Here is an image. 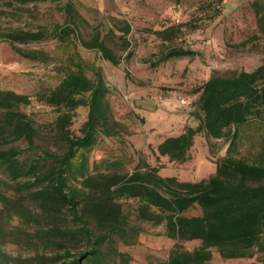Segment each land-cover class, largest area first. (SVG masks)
I'll list each match as a JSON object with an SVG mask.
<instances>
[{"label": "rangeland", "instance_id": "374dc122", "mask_svg": "<svg viewBox=\"0 0 264 264\" xmlns=\"http://www.w3.org/2000/svg\"><path fill=\"white\" fill-rule=\"evenodd\" d=\"M64 1L73 2L80 14L74 20L77 36L67 42L56 35L57 27L64 26L67 18L61 4L0 0V90H12L31 98V105L21 106L20 110L43 130L36 140L40 150L62 154L65 145L49 131L47 126L56 114L39 96L57 87L70 68L77 71L76 62L82 61L89 78L95 79V70L103 74L110 88L108 98L113 116L120 124L118 134L101 137L89 155L91 168L98 166L100 171H113L116 169L112 164L118 160L123 164L119 171L132 173L141 152L151 164L163 165L162 177L200 182L215 175L218 162L226 156L228 144L224 140L208 142L204 135L196 136L191 156L183 164L170 162L166 157L158 160L153 150L166 138L179 136L186 124L196 125L191 113L198 110L197 88L206 80L213 75L252 72L264 64V22L262 28L253 6L256 0ZM124 28H129V32L125 33ZM167 28H172L170 36L159 35ZM42 30L47 38L17 44V47L45 57H24L2 39V34L8 32ZM98 35L121 59L119 66L104 60L96 50L85 48L80 41ZM178 47L192 50L196 55L153 65L164 53ZM182 99H188L191 105H183ZM87 115V107L77 110L70 128L72 134L82 135ZM10 147L24 151L22 161L35 156L25 140L0 147V150ZM236 157L264 164V126L254 122L242 130ZM0 179L4 182L0 189L9 199L21 202L37 219V222L26 223L1 205L0 254L11 260L35 262L36 256L52 258L60 253L29 237L39 228L50 226L30 197L32 189L21 186L25 179L13 182L2 167ZM71 182L80 186L78 180ZM122 204L130 228L129 243L125 244L116 236L115 247L132 257L130 264H165L175 251H193L200 246L199 241L172 240L165 236L164 225L142 220L139 200L123 199ZM200 213L201 209L195 207L186 215ZM64 219L62 226L72 230L78 227L71 215ZM75 245L73 252L83 249V243ZM212 251L214 258L210 264H264V257L258 252L253 258L227 260L216 248ZM108 260L121 264L113 255Z\"/></svg>", "mask_w": 264, "mask_h": 264}, {"label": "trees", "instance_id": "16d2710c", "mask_svg": "<svg viewBox=\"0 0 264 264\" xmlns=\"http://www.w3.org/2000/svg\"><path fill=\"white\" fill-rule=\"evenodd\" d=\"M5 1L61 4L67 18L64 26L57 27L56 35L63 42L77 36L74 20L80 14L73 2ZM253 6L262 26L264 2L256 0ZM172 28L159 35L170 36ZM123 31L128 33L129 28ZM45 38L47 34L43 30L2 34V39L18 54L28 58L45 56L26 53L17 44ZM80 41L85 48L100 53L104 60L115 66L121 64V59L99 35ZM195 55L192 50L171 48L153 65ZM76 63L77 71L70 68L57 87L39 96L56 114L47 127L53 137L65 145L62 154L41 151L37 146L36 140L43 130L20 110L21 106L31 105V98L12 90H0V147L25 140L28 150L35 155L22 161L24 151L14 147L1 149L0 167L13 182L25 179L21 186L32 189L30 197L49 223L50 227L39 228L29 237L45 247L61 251L52 258L36 256L35 262L11 260L0 254V264H114L108 260L111 255L119 258L121 264H130L132 257L118 251L115 244L116 236L125 244L129 243L130 228L122 200L131 198L140 202L139 217L156 226L164 225L166 237L200 242L193 251H175L165 264H210L214 258L213 248L227 260L253 258L257 252L264 257V164L236 157L242 130L254 122L264 126V64L252 72L213 75L206 80L197 88L200 94L195 102L198 110L191 113L196 125L186 124L179 136L166 138L153 150L158 160L166 157L170 162L183 164L190 158L198 135H204L208 142L224 140L228 144L226 156L218 162L215 175L200 182H181L176 177H162L163 165L151 164L141 152L132 173L119 171L123 164L118 160L112 164L116 169L113 171L90 167L89 155L101 137L116 136L120 124L113 116L108 98L110 88L103 74L95 70V79H91L84 71L86 65L82 61ZM80 107H87L88 115L82 135L77 136L70 128ZM72 179L78 180L80 186L73 185ZM3 184L0 179V186ZM9 198L0 189V231L1 205L26 223L37 222L33 212ZM195 207L201 209L199 215H186ZM67 215L78 225L76 229L62 226ZM76 242L83 243V249L73 252Z\"/></svg>", "mask_w": 264, "mask_h": 264}, {"label": "built area", "instance_id": "2783aa9c", "mask_svg": "<svg viewBox=\"0 0 264 264\" xmlns=\"http://www.w3.org/2000/svg\"><path fill=\"white\" fill-rule=\"evenodd\" d=\"M181 103H182L183 105H189V104H190V101H189L188 99H182V100H181Z\"/></svg>", "mask_w": 264, "mask_h": 264}]
</instances>
